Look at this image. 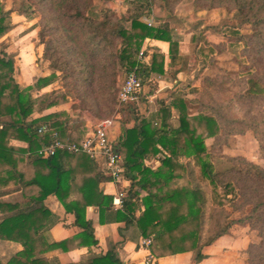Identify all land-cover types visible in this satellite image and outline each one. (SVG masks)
I'll return each instance as SVG.
<instances>
[{
    "label": "trees",
    "instance_id": "trees-1",
    "mask_svg": "<svg viewBox=\"0 0 264 264\" xmlns=\"http://www.w3.org/2000/svg\"><path fill=\"white\" fill-rule=\"evenodd\" d=\"M36 1L41 7L49 4L50 19L45 24L54 22L56 25L49 31L51 40L48 43H44L43 36L38 34L44 45L42 60L48 63L49 69L59 72L64 81L77 76L78 85L88 87L86 75L89 74L92 80L97 74L93 62L112 47L116 51L110 57L117 61L125 74L137 67L142 83L148 81L151 74L164 73V55L161 53L154 52L147 63L137 60L135 55L143 44L151 40L167 43L169 58L174 60L178 56V44L169 26H148L151 16L148 0H138L141 13L130 18L129 29L116 20L111 22L107 15L102 21L84 17L81 13L83 3L79 0H63L61 6L56 5L57 0ZM156 1L162 10L172 14L182 0ZM18 2L12 0L13 6H18ZM21 2L23 8L30 4L29 0ZM192 6L196 10L220 8L233 12L238 22L235 30L249 26L251 36L248 41L237 37L235 31L230 32L237 43H243L242 56L251 63L250 67L243 68L247 76L233 82L238 91L230 102L214 96L226 78L222 77L223 81L207 78L198 97L188 101L197 105L196 115H188L185 100L175 98L169 104L161 103L150 117L137 119L133 128L122 130L118 153L123 160L124 172L136 173V176L128 186L125 211L116 213L115 220L135 223L142 237H151L149 251L152 256L159 258L190 252L194 264L204 258L206 247L229 235L233 226L246 227L256 232L259 239L246 249L247 264H264V166L243 157H227L230 167L215 172L210 162L213 156L223 155L222 149L228 138L246 133L252 135L259 158L264 162V0H192ZM51 9L58 11L53 13ZM13 14L26 16L27 12L6 10L0 0V39L12 30ZM57 34L60 37H56ZM66 44L68 47L61 52L60 45ZM100 62L102 72L107 65L105 61ZM74 63L78 64L79 70ZM75 71L79 73L75 74ZM14 74L13 60L0 50V118H10L0 127V165L15 170L13 159L19 151L9 147L8 141L14 138L25 142L26 151L31 152L28 164L33 168L34 176L25 180L22 174H18L19 182L24 189L35 187L39 192L25 195L28 200L25 207L0 203V239L21 240L37 230L40 221L49 216L43 201L53 195L73 216L75 226L83 230V237L89 239L88 245H96L93 223L85 219V211L88 207H95L99 222H103L110 211L112 198L103 194L99 184L111 179L100 164L82 154L58 152L48 158L36 155L40 145L47 144L50 139L48 135L37 133L41 126L56 130L61 141L79 142L81 139L77 129L67 132V113L34 118L55 102L46 94L31 97L28 89L22 90L16 83ZM99 80L103 93L112 90L113 81L109 82L103 76H99ZM48 81V77L39 78L35 84L40 86ZM212 86L215 88L209 91ZM172 109L178 111L176 128L169 123ZM209 139L212 141L207 148ZM26 151L20 150L22 154ZM18 156L21 155L18 153ZM8 180L0 179V182ZM134 186L145 193L141 199L143 210L137 218L134 212L138 193L133 190ZM233 214L239 217L232 219ZM32 253L34 245L23 243V251L6 264H26V256L30 257L28 255ZM90 264L118 263L112 252H108Z\"/></svg>",
    "mask_w": 264,
    "mask_h": 264
},
{
    "label": "rangeland",
    "instance_id": "rangeland-1",
    "mask_svg": "<svg viewBox=\"0 0 264 264\" xmlns=\"http://www.w3.org/2000/svg\"><path fill=\"white\" fill-rule=\"evenodd\" d=\"M21 1L19 0L18 6L15 7L12 0H1L4 9L26 10L27 15H12L14 26L9 33L0 39V50L5 51L7 58L13 60L15 67L14 79L22 90L28 89V94L33 98L44 94L49 95L48 99L50 101L69 107L68 110H70L71 118L74 121H78V119L85 116L88 117L91 124L95 125L104 120L116 122V117L120 116L118 122L124 124L133 118L140 117L141 114L137 110V106L120 105L116 100L118 89L125 76L124 70L112 58L116 48L112 47L104 56L95 59L92 65H94L97 74H94L92 80L89 74L86 75L88 87L85 85L79 86L76 82L77 76L64 81L61 79L59 72L49 69L48 63L42 60L44 45L40 43L38 34L40 33L43 36L42 41L44 43H48L51 40L49 31L56 26L54 22L45 24L47 19H50L48 18L51 13L49 4L45 3L44 7H41L36 0H29L30 4L23 8ZM57 1L56 5L61 6L63 0ZM148 2L154 14L155 25L167 24L169 26L174 40L177 41L178 52L179 42H183L181 46L186 45V51L189 49L187 57L182 61V67L189 69V72L193 71L194 77H202L200 81L202 87L207 78L214 79V81H216V78L220 81H223L222 77L226 78L227 80H224L222 86H219V93L214 96L215 99L230 102L233 94L238 91L233 86V82L245 78L247 73L243 71V68H248L251 64L242 56L243 43H237L235 36L230 32L235 31L237 37H242L244 41H248L251 36L249 26H243L235 30L234 27L237 26L238 22L233 12L220 8L209 11L196 10L192 6V0H182L172 14H167L162 10L156 0H148ZM79 3H83L81 13L84 17L102 21L104 16L107 15L111 18V22L116 20L125 29H129L130 18L141 13L139 8L141 3L138 0H79ZM51 10H53V13L58 11V9ZM62 35H64V32ZM55 36L60 37L59 34ZM206 36H208L211 43L205 40ZM38 47H40L41 52H39ZM67 47L68 44L60 45V51H65ZM150 50L147 43H145L139 51H143L144 55L148 57L151 55ZM177 59H179L178 62L181 61V57ZM101 60L105 61L107 65V68L102 72L101 67L103 64L100 62ZM74 66L79 70L78 64L74 63ZM248 71L250 70L248 69ZM78 73V71H75V74ZM98 74L109 82L113 81L112 90L108 91L107 89L105 93L100 90L101 80H99ZM43 77H48L49 81L37 86L35 84L37 79ZM45 85L48 86L43 89ZM214 88L215 86H212L209 91ZM143 89L146 93L155 94V90H158V84L144 81ZM84 97L85 100H82ZM190 106L193 112L197 113V105L191 104ZM229 139H227L226 145L222 149L224 156H213L210 159L215 172H221L230 167L226 160L227 157H230V154H233V150L230 148L232 143ZM246 144V148H249V143ZM250 148L249 151H253V148L252 150ZM238 217V214L232 215V219ZM256 235V232H254L257 243L259 239Z\"/></svg>",
    "mask_w": 264,
    "mask_h": 264
},
{
    "label": "crops",
    "instance_id": "crops-1",
    "mask_svg": "<svg viewBox=\"0 0 264 264\" xmlns=\"http://www.w3.org/2000/svg\"><path fill=\"white\" fill-rule=\"evenodd\" d=\"M150 17L153 18L155 24L152 11ZM205 40L211 43L208 36L205 37ZM179 43L178 56L171 60L167 52V43L152 40L147 42L148 47L151 49V55L144 62L147 63L154 52L163 54L164 73L162 75L151 74L149 76L148 82H156L158 90H155L156 93L152 94L144 92L143 89L139 101L135 104L141 114L139 118H133L129 122L121 124L118 122L120 116L116 117V122H114L110 132V138L115 140L117 144L123 129L133 128L137 119L150 117L158 110L161 103L169 104L175 98L183 99L186 102V113L188 115H196L188 101L198 97L202 87L200 82L202 77H194L193 71L189 72V69L182 67V61L187 57L189 49L186 51V45L181 46L183 42ZM38 48L39 52H41L40 47ZM180 57L181 61L178 62L179 59L177 58ZM47 86L45 85L43 89ZM68 109L69 107L55 103L46 108L41 114H35L34 118H41L59 112L67 113L69 116V121L66 123L67 132L71 133L74 129H77L80 139L84 138L94 125L85 116L78 119V121H74ZM171 113L172 118L169 123L172 128H176L178 111L172 109ZM9 121L10 118L8 116L0 118V127L2 123ZM211 141V139L206 141L207 148ZM229 141L232 143L230 148L233 150V154L229 155L230 157H243L248 161L264 166V162L258 155L257 144L250 133L241 136H231ZM246 143H249V148L251 147V150L253 148V151H249V148H246ZM8 146L19 152H16L15 159H13L16 162L15 170L11 166L0 165V179H9L6 183L0 182V203L17 204L25 207L28 201L25 195H37L39 192L35 187L24 189L19 182L20 176L18 174H22L25 180H30L34 176V170L28 164V156L31 155V152L26 151L27 144L25 142L14 138L9 139ZM20 150L26 152L22 154ZM18 153L21 156H18ZM135 176L136 173H127L125 175L127 181L125 183L126 192L131 179ZM99 189L113 200L120 186L109 181L100 183ZM133 190L138 193L137 208L134 212V217L137 218L143 210L141 199L145 196V193L135 186ZM43 206L47 209L49 216L40 221V227L37 230L30 232L21 240L0 239L1 264H6L22 252L23 243L34 245V254L28 255L30 257L26 256V264L32 262H34L33 264H90L93 259L104 257L108 252H112L118 264H144L150 253L148 249L140 246V240L144 237L139 233L135 223L126 224L124 221L118 222L115 220L116 213H124L125 208L116 210L113 208L112 202L110 211L104 216L102 223L99 222L98 211L95 207L86 208L85 219H89L93 223V237L96 245L92 246L88 245L89 239L83 237V230L75 226L73 216L65 211L55 196H47L43 201ZM1 219L2 212L0 211V221ZM256 240L257 238L254 236L253 231L248 230L246 227L233 226L229 235L217 239L203 250L204 258L198 264H247L246 249L249 244H255ZM152 257L151 264H194L191 260L190 252L159 258Z\"/></svg>",
    "mask_w": 264,
    "mask_h": 264
},
{
    "label": "built area",
    "instance_id": "built-area-1",
    "mask_svg": "<svg viewBox=\"0 0 264 264\" xmlns=\"http://www.w3.org/2000/svg\"><path fill=\"white\" fill-rule=\"evenodd\" d=\"M154 25L153 18L150 17L148 26ZM147 57L143 51H139L137 60L145 61ZM143 93V83L137 74V67L125 74L124 80L118 89L116 100L120 105H135ZM112 120H104L95 124L91 131L79 142L61 141L56 130L41 126L37 129L39 135H48L49 142L42 144L36 151L40 158L54 156L58 152L70 154H82L90 160L100 164L111 182L119 185L120 189L116 192L112 200V206L116 210H123L127 192L125 191L126 173L124 172L123 160L118 153L117 143L110 138V129L113 126ZM151 238H142L140 246L148 249L151 245ZM152 255L149 253L144 264H151Z\"/></svg>",
    "mask_w": 264,
    "mask_h": 264
}]
</instances>
